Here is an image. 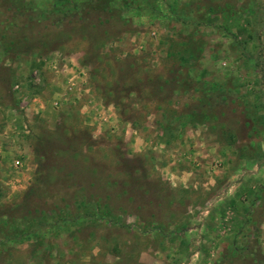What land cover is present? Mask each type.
I'll use <instances>...</instances> for the list:
<instances>
[{"label":"rangeland","instance_id":"374dc122","mask_svg":"<svg viewBox=\"0 0 264 264\" xmlns=\"http://www.w3.org/2000/svg\"><path fill=\"white\" fill-rule=\"evenodd\" d=\"M9 216L0 264H264V0H0Z\"/></svg>","mask_w":264,"mask_h":264},{"label":"trees","instance_id":"16d2710c","mask_svg":"<svg viewBox=\"0 0 264 264\" xmlns=\"http://www.w3.org/2000/svg\"><path fill=\"white\" fill-rule=\"evenodd\" d=\"M62 4H63L62 5L63 7L65 6L67 8L66 3L63 2ZM180 8H182L181 11L184 9L183 7H180ZM54 10L57 11L58 8L56 9V7H55L54 9L48 10V12H53ZM203 11L204 12L202 13L201 18L206 19V17L211 16V14L216 10L212 9L210 7V5H208V6H206L205 10H203ZM192 12H193V14L196 13L194 9L192 10ZM177 20L188 21L190 19H188L186 17V13L184 12L177 17ZM200 21H202L203 23H206V21L203 19H200ZM57 196H58V194H57ZM57 196H56V198H58ZM63 198H64L63 196L62 197L60 196L59 201L56 202V204L54 206V207H56V206L58 207L57 212L55 214L58 216L59 219H66L67 218V217L65 218L64 216L62 218L61 213H60L61 210H64L66 208V203L64 202L65 199H63ZM60 204H63V205L60 206ZM54 207L49 208L48 211H52V209ZM89 217H91V214L89 212H83L82 210H79L76 212L74 219H80V218L85 219V218H89ZM42 221L43 222H41V223H46L47 220L43 219ZM34 228H36V226H34V225H31V228H26V229L17 228L15 226V224L12 222V216H9V219L6 222L4 220L3 222L0 223V234L3 233L2 236L0 237V245H4L6 242H11V241H17V242L23 241L26 237H28L32 233L34 234Z\"/></svg>","mask_w":264,"mask_h":264}]
</instances>
